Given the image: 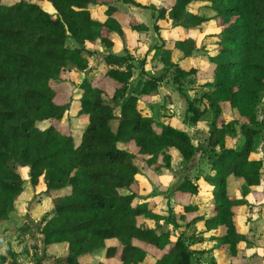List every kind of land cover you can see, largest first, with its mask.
Here are the masks:
<instances>
[{"label": "trees", "instance_id": "16d2710c", "mask_svg": "<svg viewBox=\"0 0 264 264\" xmlns=\"http://www.w3.org/2000/svg\"><path fill=\"white\" fill-rule=\"evenodd\" d=\"M196 1L161 0L156 6L121 0L152 10L159 37L162 26L195 30L208 25L214 32L209 35L214 50L204 57L202 72L211 78V87L188 108L192 126L207 113L213 116L205 144L196 146L187 131L156 121L140 108L157 96L166 72L141 71L143 78L129 88L134 58L110 52L116 38L124 49L127 39L118 19L123 13L108 0H18L9 6L0 1V223L8 220L27 182L43 186L42 194L53 199L37 231L44 251L67 245L65 256L46 259L51 264H81L102 250L106 261L97 264H196V256L213 249L229 260L242 258L239 246L248 242L237 217L262 182L255 144L264 135L257 115L264 93V0H205L209 17L189 12ZM97 7H106L103 21L93 14ZM130 30L148 28L140 23ZM170 49L188 58L198 47L187 38L171 40ZM170 49H157L154 56L175 66ZM101 50L108 52L100 74L75 84L72 74L86 71L88 59ZM105 80L115 85L108 101L100 85ZM74 99L77 128L63 120ZM44 123L48 126L40 128ZM198 152L210 165L203 179L210 189L203 207L207 217L199 216V186L187 177L173 189L189 197L180 206L193 216L183 225L169 202V215L163 217L150 203L138 201V176L148 171L161 175L172 158L186 164ZM21 170H27L28 181ZM198 222L202 233L211 236L194 241L212 243L210 250L192 249L194 241H187L186 231ZM5 262L0 256V264Z\"/></svg>", "mask_w": 264, "mask_h": 264}, {"label": "rangeland", "instance_id": "374dc122", "mask_svg": "<svg viewBox=\"0 0 264 264\" xmlns=\"http://www.w3.org/2000/svg\"><path fill=\"white\" fill-rule=\"evenodd\" d=\"M2 5L9 6L18 2V0H0ZM121 0H108L113 6L121 9L123 16H120L121 23L127 39V47L124 49L122 40L118 55H124L126 52L133 56V78L130 82L129 88L137 85L140 79L143 78L141 71L144 73H151L155 76L165 73V78L158 88L157 96L153 97L152 101L147 104H140V108L144 109L149 117H153L156 121H164L170 125L187 131L193 138V144L203 145L208 137L209 124L213 119L211 113L204 115L196 126L190 124V114L188 113L189 102L197 101L201 95L208 91L210 82L201 73L198 74V68L203 69L205 63V56L210 54V45L207 44V35L212 33L210 26L201 25L195 30H188L177 26L166 27L162 26L161 36L159 37L154 25L156 21V14L152 10L135 9L133 7L124 8ZM44 9L52 13L50 7ZM190 13H197L203 17L211 16L210 10L206 6L205 0H197L189 9ZM142 24L148 27L147 32H135L130 30L131 24ZM130 32V33H129ZM178 37L187 39H195L197 41L198 50L192 52L188 58H183L172 54L170 49V41ZM170 49V61L175 66L165 65L160 61L159 56L155 57L154 53L157 49ZM161 51V50H160ZM108 51L104 52L105 54ZM111 52V51H110ZM162 53V51H161ZM155 57L156 60H151ZM144 65L140 63L144 61ZM100 60L97 55L88 59V68ZM93 67V66H92ZM95 67V66H94ZM87 68V69H88ZM196 70L197 73L190 74V71ZM101 88L105 91L104 99L108 101L112 91L115 87L114 83L105 80ZM58 90L60 87L56 86ZM62 88V87H61ZM70 105V104H69ZM77 103L74 99L69 109L66 111L63 120L69 119V126L78 127L75 120L77 115ZM119 111L115 110V116L118 117ZM118 121L114 120L111 123L112 129L115 131ZM47 123L41 124L40 128H46ZM237 129V128H236ZM263 136V137H262ZM261 137L264 138V135ZM230 140V139H229ZM237 140V138H236ZM231 141V140H230ZM239 143V142H238ZM237 143V144H238ZM230 146V142L228 143ZM232 145V144H231ZM22 176L28 181L27 170H21ZM210 174V165L200 158L199 152L189 163H182L178 158L174 157L171 161L169 170H164L161 175H156L150 171L145 172L144 175L138 177V187L135 191L139 194L138 201L141 203H150L154 208V213L163 217L169 215V204L172 206L176 215V222L178 224H185L193 215H185L182 210V204L186 201L183 199L177 200L173 193L174 187L181 182L184 177L195 181L199 186L198 201L208 204V191L210 190L204 178ZM231 187L237 191L239 184L232 183ZM43 186L39 185L33 187L26 183L23 193L17 198L14 203L13 212L10 214L8 220L0 223V256L6 257L5 264H51L47 258L63 257L67 254L66 246L58 244L57 246L48 247L44 251L42 237L37 232L39 223L44 215L49 214L52 209L53 199L48 198L42 194ZM196 200V199H195ZM197 201V200H196ZM197 201V202H198ZM173 203V205H172ZM203 205V204H202ZM200 210L205 213L204 208ZM180 215H185V219L181 220ZM162 224V222H160ZM30 227V231H22L21 228ZM166 229V227H165ZM187 241H194L204 238L202 233V225L195 223L185 233ZM192 249L203 248L202 242L194 241L190 243ZM202 251V250H198ZM105 251L102 250L94 256H87L83 258L81 264H97L104 262ZM116 264L115 262H109ZM150 261L149 264H152ZM196 264H212L211 258H206L203 255H198L195 258ZM214 264V263H213Z\"/></svg>", "mask_w": 264, "mask_h": 264}, {"label": "crops", "instance_id": "0c3cea01", "mask_svg": "<svg viewBox=\"0 0 264 264\" xmlns=\"http://www.w3.org/2000/svg\"><path fill=\"white\" fill-rule=\"evenodd\" d=\"M141 1L143 3H147V4H154L156 6L161 3V0H141ZM120 3L124 8L133 7L135 9H140V8H137V7H134L131 5H125L121 1H120ZM116 8L120 12H122L121 9H119L118 7H116ZM105 10H106V7H97V8H95V10H93V14L96 18L103 21L105 19V15H104ZM142 10H144V9H142ZM142 24H144V23H142ZM213 33L214 32L212 31L211 34H213ZM207 36H208L207 37L208 38L207 44H209L211 46L210 50L212 49L211 50V52H212L214 50V48L212 46L213 41L210 39L209 35H207ZM177 39H183V38L178 37ZM120 41H121V39H119V38H116V40L114 41V47L111 50V52L113 54H118L120 47H121ZM196 43H197V41H196ZM197 47H198V45H197ZM104 52H106V51L101 50L100 53H95L93 55V56L97 55V57L100 58V60L96 63V65L94 63V65H92L93 67L90 66L83 73H80V74H74L73 73L72 74V80L74 81L75 84L80 83L86 76H98L100 74L101 70L103 69V66L101 65L103 55L107 54V53L105 54ZM172 54L180 56V54L175 52V51H172ZM180 57H182V56H180ZM151 60H152V58H151ZM206 68H207V64L204 65L203 69L198 68L199 76L203 72V70H206ZM206 78L210 82L209 84L211 87V82H212L211 78L209 76H207ZM61 87H62L61 90H64V91L69 90L64 86H61ZM209 89H208V91H209ZM257 115H258V120L260 122L264 123V93L261 96L260 103H259L258 108H257ZM262 137L259 138L255 144V156L257 158H259L263 164L262 182H261L260 186L252 189L253 194H252V197L250 199V205L241 208L239 211L238 217H237V223L239 225V228L242 232L245 233L248 243L247 244H240V246H239V248L244 251L242 256H241L242 258L229 260L226 257H224V255H222L216 249H213L212 251L205 253L203 255V257L205 256L206 258H211V261L214 264H264V138H262ZM229 142H230V146H231L232 141H229ZM138 177H140V176H138ZM207 194L210 197V190L208 191ZM237 194H238V192L235 191L234 195H237ZM175 195H176L177 200L183 199L186 202L189 201V197L186 195H183L180 193H176ZM209 197H208V199H209ZM198 198H199V196L196 197L197 201H198ZM197 201H195V202L199 206V210H203L202 207H205L206 204L199 202V201L197 202ZM180 203L182 204V202H180ZM200 205H202V206H200ZM204 211H205L204 214L202 212H199V216L207 217L209 213H208V211H206V209H204ZM198 224L202 225V232H203V223L198 222ZM204 236H205L204 238H208L209 236H211V233H204ZM202 243L204 245L203 248L197 249V250H210V248L213 245L210 242H202ZM55 246H57V245H51L49 247L54 248ZM63 246H66V248H67L66 244H63ZM0 254H2V253H0Z\"/></svg>", "mask_w": 264, "mask_h": 264}, {"label": "water", "instance_id": "95a60500", "mask_svg": "<svg viewBox=\"0 0 264 264\" xmlns=\"http://www.w3.org/2000/svg\"><path fill=\"white\" fill-rule=\"evenodd\" d=\"M37 231L39 232L40 230L36 227Z\"/></svg>", "mask_w": 264, "mask_h": 264}]
</instances>
